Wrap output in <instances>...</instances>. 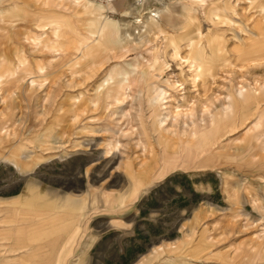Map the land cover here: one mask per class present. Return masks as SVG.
Returning <instances> with one entry per match:
<instances>
[{
  "label": "rangeland",
  "instance_id": "1",
  "mask_svg": "<svg viewBox=\"0 0 264 264\" xmlns=\"http://www.w3.org/2000/svg\"><path fill=\"white\" fill-rule=\"evenodd\" d=\"M43 1L0 23V241L28 240L0 247V264H264V0H125L106 12L113 43L80 54L103 13L75 43L51 26L77 4ZM167 7L190 12L170 23L159 15ZM259 24V36L244 33ZM197 47L205 59L193 83L176 53L191 59ZM150 52L157 63L137 98L117 101L121 80L103 87L107 77ZM239 87L256 95L240 99ZM177 111L191 118L174 124ZM47 191L64 202L50 207Z\"/></svg>",
  "mask_w": 264,
  "mask_h": 264
},
{
  "label": "bare ground",
  "instance_id": "2",
  "mask_svg": "<svg viewBox=\"0 0 264 264\" xmlns=\"http://www.w3.org/2000/svg\"><path fill=\"white\" fill-rule=\"evenodd\" d=\"M71 2H73L74 4H77L79 5L80 3H85L84 5H86V7H96L98 6V10L101 11L103 13V17H101V21L98 23L99 24V27L97 26V29L90 33L89 37L87 38H84L83 42H84V48H82L78 53H82L83 51L87 50L88 48H90L92 46V43H98V42H104V45H105V50H107V47L109 46V44H112L113 43V39H112V30L108 28V22H107V17H106V12L108 11V9H112L114 10L113 8H119V7H122L123 6V3L125 0H121V1H114L116 3H112L113 1H108V2H105L103 5H96L92 0H70ZM110 2V3H109ZM131 2V1H129ZM140 2V1H139ZM138 2V4H139ZM144 2V0H143ZM108 4V5H107ZM136 4V3H135ZM134 3L132 4L133 6L135 5ZM107 5V6H106ZM130 5V6H132ZM127 6V5H126ZM224 7V6H222ZM128 8H130L128 6ZM132 8V7H131ZM225 8V7H224ZM223 8V9H224ZM222 9V8H221ZM222 9V10H223ZM127 10V9H126ZM137 10V9H136ZM128 11V10H127ZM130 11V10H129ZM135 11V9H134ZM133 10H131V13L134 12ZM229 11V10H228ZM227 10H225V12H228ZM190 10L187 9L186 7H181V10H180V13H179V17H173L171 15V12H170V7H167V10L165 11H161L159 13L161 19L162 18H165L167 21H169L170 23L174 22V20H179V19H183L185 16H187L189 14ZM124 13V11H123ZM128 13V12H126ZM136 13V12H135ZM231 13V12H229ZM227 13V14H229ZM154 16V15H153ZM217 17V15H215ZM150 24L148 25V29L149 30H156L160 27V23L159 21H155V20H150ZM183 21V22H182ZM181 23L184 24V20H182ZM188 21V20H187ZM235 22V21H234ZM94 24L96 22H93ZM259 23V22H258ZM97 24V23H96ZM263 25V21L261 23ZM232 25V23H231ZM160 30V29H159ZM243 30V29H242ZM260 30L261 29V25H256L254 26L253 30H251L250 28L248 27H245L244 28V33H247L253 37H257L259 36V33H260ZM237 39L239 38H242L243 35L242 33H237ZM198 37H200L201 40H204L202 34L199 32L198 33ZM127 39H128V44H132V42H134V38H131V36H127ZM214 39H210L209 41H206V45L209 46V48L214 44ZM135 43V46L138 47L141 43H136V41L134 42ZM133 45V44H132ZM195 46V41L193 40V38L191 40H189V42L187 43V49H188V52L189 54L191 53V51L193 50V47ZM176 49H179L178 46H175ZM127 49V48H126ZM221 49V48H220ZM210 50V49H209ZM188 54V55H189ZM138 57H137V61L135 64H129L128 67H129V70H126V71H119V70H114L112 71V73H110V75L107 77V79L105 80V82L103 83V87H108L110 86L111 83L117 81V80H121V84L118 85V91H116V93H114V96L116 97V100L117 101H121V98H125L127 96V92H128V96L127 98L129 97V99L131 100V103L134 102L135 98H137V90L139 89L140 85L146 81V75H147V72L144 71V69L148 66H153V65H156L155 63H157V59H156V54H153V53H148V54H144V53H139L137 54ZM187 55V56H188ZM204 52H203V49L201 47H197V51H195V55L193 57H191V59H188V58H184L181 54H179L178 52L176 53V57L179 58L182 62V64L184 63H187L189 69L188 70H191L192 74H194L193 76V83H196L197 80H199L200 76H199V73L201 71V67H202V64H203V61L205 59V56H204ZM174 56V55H173ZM175 57V56H174ZM89 58V57H88ZM258 61L260 63H264V58H259ZM257 61V62H258ZM254 62V61H253ZM154 67V66H153ZM152 67V68H153ZM221 72V71H220ZM201 75V74H200ZM241 75V74H240ZM192 76V75H191ZM216 79V78H215ZM213 81H216V80H213ZM214 83V82H213ZM194 85V84H193ZM241 87H239L238 89L240 90ZM236 91V90H235ZM139 93V92H138ZM164 93V92H163ZM256 95V93H251V92H248L247 90H245V88L242 87V89L240 91H238L237 95L240 99L244 98V97H247L248 95L250 96H254ZM164 95V94H163ZM126 100V99H125ZM128 100V99H127ZM129 101V100H128ZM158 98L154 99V102L155 104L158 102ZM123 102V101H122ZM130 102V101H129ZM136 105H134L135 107ZM210 106V105H209ZM130 107V105H129ZM132 107V106H131ZM229 106H227L228 108ZM226 108V109H227ZM184 109V108H183ZM129 110V109H128ZM188 110V109H187ZM206 110V108H205ZM132 111V110H131ZM190 111V110H189ZM197 111V110H196ZM202 111V110H201ZM179 111L174 112V114L172 113L171 115V120L175 123H177L178 121H181V117H183L184 115L186 116L185 118H187L189 115H186V114H182V113H178ZM182 112V111H181ZM211 112V111H210ZM133 113V111H132ZM176 113V114H175ZM188 113V112H187ZM194 113V110L190 113L191 117H193V114ZM208 114V113H207ZM209 115V114H208ZM170 116V115H169ZM167 118V116H165ZM190 117V116H189ZM190 117V118H191ZM205 117V116H203ZM165 118V119H166ZM133 124L131 123V126ZM136 126V125H135ZM174 126V125H173ZM169 127V126H168ZM167 127V128H168ZM264 127V117H263V114H260L259 115V125H258V128H263ZM130 129L133 128L134 129V126L132 127H129ZM133 131V130H132ZM135 131V130H134ZM134 131L132 133H134ZM264 131V129H263ZM140 132V131H139ZM264 134V132L262 133ZM128 135V134H127ZM144 140V139H143ZM146 144V142H144ZM140 144V143H139ZM120 145V144H119ZM119 147V146H118ZM118 149V148H117ZM146 149V148H145ZM14 167L16 169V171L18 173L21 174L22 177L26 178L27 176H30L32 175L30 172V174L28 173V171L22 169L17 163L14 162ZM29 185L30 183H33V181L30 179L29 181ZM129 195V192L125 193L124 195H122L120 197V204H123L124 200H126L127 196ZM25 198V197H24ZM23 198L22 201H24L25 199ZM28 198V197H27ZM43 196L41 195V197H37V199L35 198L34 200L31 201V203H35L37 204L38 206H45L44 204V198ZM100 198L97 196V198L93 199V201L89 204H83L81 207V216H83L84 214H86L89 210L91 209H94L95 207H97V205H101L98 203V200ZM65 198L63 196H50V200H49V204L50 207H53L55 208L56 205H61L62 202H64ZM75 202V206L77 205H80L78 204L77 201H74ZM73 202V203H74ZM119 202V201H118ZM56 203V205H55ZM105 205H107V202H104ZM58 205V206H59ZM83 249H85L83 247Z\"/></svg>",
  "mask_w": 264,
  "mask_h": 264
},
{
  "label": "crops",
  "instance_id": "3",
  "mask_svg": "<svg viewBox=\"0 0 264 264\" xmlns=\"http://www.w3.org/2000/svg\"><path fill=\"white\" fill-rule=\"evenodd\" d=\"M24 1L25 2L21 4L20 0H13V1H11V0H0V23H2V22L6 23V21H11L13 19L19 18V13H21V11H23V14L35 13L37 8L34 6H37V4H39V3L40 4L42 3L43 5L47 6L46 2L44 3L43 0H24ZM66 3H69L70 5H74L68 1H66ZM94 3L96 4V2H94ZM84 4L85 3H80L79 5H76V7H78V8L76 10V13L74 12L75 15L69 16L71 21L69 19L67 20V18H64V21L62 20L61 23H53V25L51 26V27H53V29H52L53 32L55 34H57L58 32H62V33L65 32L66 34L74 35V42L75 43L80 41V35L82 33H85L88 30L89 25H91L93 22L97 23L98 22L97 19L102 16L101 11H99L97 9V7L90 8V7H86V5H84ZM21 6H22V8H21ZM113 9L115 11L120 12L122 7L113 8ZM52 17L55 18L56 16L49 15V19L47 21H50V20L53 21V20L57 19V18L53 19ZM61 19L62 18H60L59 20H61ZM7 36H8V34H7ZM4 45L6 47L5 49H7V46H8V49L10 50L16 44H15V41L13 39L7 38L4 41ZM30 186L28 187L29 189L33 188L34 190H37V193L39 192L38 189H36V187H34V186H36L34 182ZM26 189H25V191H26ZM37 193H36V195H37ZM46 194H49L50 196H58V195L63 196L60 193L59 194H53V192H50V191H47ZM31 204L33 207L32 212H36L38 209H36L37 207L34 206L35 203H31ZM55 211H57V210H55ZM58 211H60V210H58ZM53 213H55V212H53ZM194 217H195V215L192 216L191 220L189 219V229L187 230L188 233H192L191 228L195 224ZM192 229L194 230V227ZM10 235H11L12 240L1 238L2 241H0V244H1L0 247H2V246H4V247H7V246L16 247V246L28 244L27 239L24 240V239L20 238L19 236L16 237L14 232L10 233ZM21 250L22 249L20 248L19 251H21ZM5 253H7V251H5Z\"/></svg>",
  "mask_w": 264,
  "mask_h": 264
},
{
  "label": "built area",
  "instance_id": "4",
  "mask_svg": "<svg viewBox=\"0 0 264 264\" xmlns=\"http://www.w3.org/2000/svg\"><path fill=\"white\" fill-rule=\"evenodd\" d=\"M94 1H97V2H100V3H105V2H108V1H121V0H94Z\"/></svg>",
  "mask_w": 264,
  "mask_h": 264
}]
</instances>
